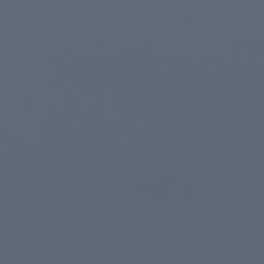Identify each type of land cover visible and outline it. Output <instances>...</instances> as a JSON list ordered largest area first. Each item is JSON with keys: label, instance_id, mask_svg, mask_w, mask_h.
<instances>
[{"label": "water", "instance_id": "95a60500", "mask_svg": "<svg viewBox=\"0 0 264 264\" xmlns=\"http://www.w3.org/2000/svg\"><path fill=\"white\" fill-rule=\"evenodd\" d=\"M0 264H264V0H0Z\"/></svg>", "mask_w": 264, "mask_h": 264}]
</instances>
